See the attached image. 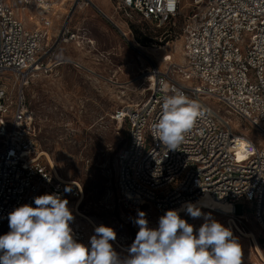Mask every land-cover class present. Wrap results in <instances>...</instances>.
Masks as SVG:
<instances>
[{
  "label": "built area",
  "instance_id": "2783aa9c",
  "mask_svg": "<svg viewBox=\"0 0 264 264\" xmlns=\"http://www.w3.org/2000/svg\"><path fill=\"white\" fill-rule=\"evenodd\" d=\"M109 2L117 18L135 16L156 28L168 26L181 4ZM85 6L92 7L91 1L0 0V235L9 231L8 213L22 204L35 207L36 196L60 194L73 215L80 207L81 184L58 178L43 160L26 91L35 79L75 65L56 54L62 45L81 48L90 40L70 26L74 13ZM188 6L182 63L163 68L151 63L140 78L147 94L110 117L126 129L125 144L115 158L118 200L135 218L138 211L145 212L150 227L167 210L204 196L229 203L236 211L226 215L224 226L239 242L236 226L242 227L245 212L264 235V0H190ZM19 10L31 13L32 28L25 27ZM101 15L125 36L113 18ZM177 91L198 105L199 114L178 149L167 154L151 129L165 99ZM207 101L216 102L258 139L235 132ZM66 187L71 191L65 192ZM186 215L180 213L194 231L201 226ZM70 227L79 242H89L91 235L77 220ZM112 242L118 253L126 254Z\"/></svg>",
  "mask_w": 264,
  "mask_h": 264
},
{
  "label": "rangeland",
  "instance_id": "374dc122",
  "mask_svg": "<svg viewBox=\"0 0 264 264\" xmlns=\"http://www.w3.org/2000/svg\"><path fill=\"white\" fill-rule=\"evenodd\" d=\"M90 1L92 7L77 10L70 25L80 28L81 35L90 39L93 46L87 45L86 41L81 48L74 43L62 45L56 56L75 65L60 66L52 74L32 81L26 91L27 101L33 113L39 150L49 156L63 180L77 181L83 188L79 213L90 219L95 227L105 225L113 228L117 234L114 242L127 252L139 229L134 223V214L125 210L118 200L115 158L125 144L126 129L117 126L110 117L123 105L135 103L147 94L140 78L141 72L151 63L159 68L169 62L182 63L183 27L185 17L191 11L188 6L190 0H182L178 15L168 26L160 28L152 27L135 16L126 20L117 18L109 0ZM103 13L113 14L111 18L125 36L102 17ZM19 16L27 29L32 28L30 12L19 10ZM161 46L166 47L161 50ZM172 52L177 58L171 55ZM206 103L229 120L235 132L245 134L253 141L258 139L255 133L234 116L226 114L216 102ZM43 160L46 163L45 157ZM201 212L211 213L212 219L225 225V217ZM186 217L196 225L205 222L203 215ZM244 218L239 228L254 234L261 257L254 251L255 246L250 239L241 237L242 264H264L261 260L264 259V235L249 212L244 213ZM78 222L86 230L91 228V234H94L84 218ZM157 225L158 219L155 218L151 227Z\"/></svg>",
  "mask_w": 264,
  "mask_h": 264
},
{
  "label": "clouds",
  "instance_id": "9594fccd",
  "mask_svg": "<svg viewBox=\"0 0 264 264\" xmlns=\"http://www.w3.org/2000/svg\"><path fill=\"white\" fill-rule=\"evenodd\" d=\"M198 114V105L177 91L165 99L152 125L153 138L167 154L177 150ZM33 200L35 207L22 204L8 213L9 231L0 235V264H242V248L232 230L211 213H202L199 202L181 205L192 218L205 217L195 231L181 218V209L167 210L156 227L138 211L134 223L139 230L122 255L111 243L115 230L105 225L95 227L87 244L79 242L70 227L75 217L69 201L60 194L45 193Z\"/></svg>",
  "mask_w": 264,
  "mask_h": 264
},
{
  "label": "bare ground",
  "instance_id": "6f19581e",
  "mask_svg": "<svg viewBox=\"0 0 264 264\" xmlns=\"http://www.w3.org/2000/svg\"><path fill=\"white\" fill-rule=\"evenodd\" d=\"M87 42L89 43V41H87ZM165 47H166V46H161V47H159V48H160L161 50H164ZM174 51H175V50H174ZM171 55H172L173 57H176V58H177V55H176L175 52H172ZM161 57H162V56H161ZM166 59H167V57H166ZM166 59H165V60H166ZM178 59H179V58H178ZM41 155L45 157V161H46L47 165H48V166L50 167V169H51V170L57 175V177L63 180V178H61V177L58 175V173L56 172V170H55V168H54V166H53V163H52L51 159L49 158V156H48L47 154H45V153H42V152H41ZM83 197H84V194H83ZM82 199H83V198H82ZM190 202H194V203H195V202H199L200 210H202V211H204V212H213L214 214H217V215H220V216L225 217V223H226V220L228 219V217H227L226 215H227L228 213H231V212L236 211L235 208H234L232 205H230L229 203L221 202V201H217V200L211 199V198L208 197V196H204V197H201V198L195 199V200L190 201ZM81 203H82V200H81L80 204H81ZM78 209H79V208H77V209L74 210V213H75V215H74L75 220H77V222H78V219L81 220L82 218H84V219L87 221V226H88L89 228H90V226L95 228V225L93 224V222H92L90 219H88L86 216H84L83 214L79 213ZM177 209H181V207H178ZM184 212H186V211L183 210V209H181L180 213H184ZM78 223L81 224L80 222H78ZM81 225H82V224H81ZM89 225H90V226H89ZM82 226H83V225H82ZM83 227H85V226H83ZM236 228H237V230L240 232V234H239L240 239H241V237H242L243 239H250V243H251L252 245L254 244V246H255L254 251H256V253H258V255L261 257V253H260V250H259L258 245H257V243H256V240H255V236H254V234L249 233V232H248V233H247V232H243V231H242L239 227H237V226H236ZM87 231H88L89 235L92 236V234H91V228H90V230L87 229ZM91 236H90V237H91ZM125 251H126V250H125ZM126 253H127V252H126Z\"/></svg>",
  "mask_w": 264,
  "mask_h": 264
},
{
  "label": "crops",
  "instance_id": "0c3cea01",
  "mask_svg": "<svg viewBox=\"0 0 264 264\" xmlns=\"http://www.w3.org/2000/svg\"><path fill=\"white\" fill-rule=\"evenodd\" d=\"M182 0H180V2H181ZM184 1H187V0H184ZM185 3V2H184ZM104 15L106 16V17H108V18H111V17H113V14H105L104 13ZM71 26V25H70ZM71 28L74 30V31H80V28H77V27H75V26H71ZM58 58V57H57Z\"/></svg>",
  "mask_w": 264,
  "mask_h": 264
}]
</instances>
